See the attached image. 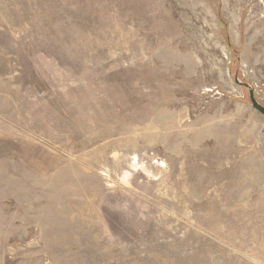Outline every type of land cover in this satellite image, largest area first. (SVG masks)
<instances>
[{
    "label": "rangeland",
    "instance_id": "1",
    "mask_svg": "<svg viewBox=\"0 0 264 264\" xmlns=\"http://www.w3.org/2000/svg\"><path fill=\"white\" fill-rule=\"evenodd\" d=\"M264 0H0V264H264Z\"/></svg>",
    "mask_w": 264,
    "mask_h": 264
},
{
    "label": "water",
    "instance_id": "2",
    "mask_svg": "<svg viewBox=\"0 0 264 264\" xmlns=\"http://www.w3.org/2000/svg\"><path fill=\"white\" fill-rule=\"evenodd\" d=\"M236 83L240 84V85H244L247 87L248 91H249V98H250V102L252 107L257 110L260 114L264 115V105H262L255 97L254 94V89L253 87L246 82L241 81L239 78H235Z\"/></svg>",
    "mask_w": 264,
    "mask_h": 264
}]
</instances>
